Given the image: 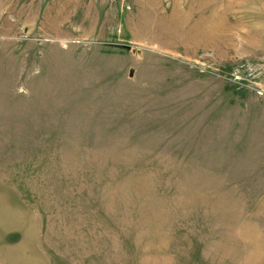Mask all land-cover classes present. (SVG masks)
<instances>
[{
    "label": "rangeland",
    "instance_id": "1",
    "mask_svg": "<svg viewBox=\"0 0 264 264\" xmlns=\"http://www.w3.org/2000/svg\"><path fill=\"white\" fill-rule=\"evenodd\" d=\"M0 264H264V0H0Z\"/></svg>",
    "mask_w": 264,
    "mask_h": 264
}]
</instances>
